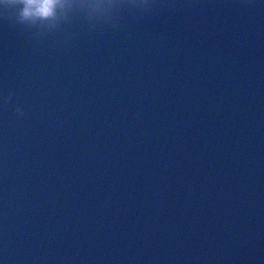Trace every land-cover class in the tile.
Masks as SVG:
<instances>
[{"label": "water", "instance_id": "water-1", "mask_svg": "<svg viewBox=\"0 0 264 264\" xmlns=\"http://www.w3.org/2000/svg\"><path fill=\"white\" fill-rule=\"evenodd\" d=\"M63 4L0 8V264H264V0Z\"/></svg>", "mask_w": 264, "mask_h": 264}, {"label": "clouds", "instance_id": "clouds-1", "mask_svg": "<svg viewBox=\"0 0 264 264\" xmlns=\"http://www.w3.org/2000/svg\"><path fill=\"white\" fill-rule=\"evenodd\" d=\"M63 6V0H0V8L14 15L17 23L26 25L37 19H55L57 8Z\"/></svg>", "mask_w": 264, "mask_h": 264}]
</instances>
